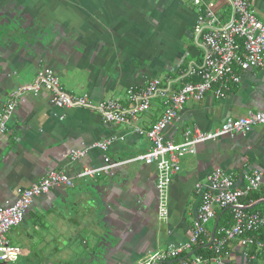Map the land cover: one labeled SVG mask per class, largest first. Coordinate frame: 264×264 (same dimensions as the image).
I'll use <instances>...</instances> for the list:
<instances>
[{
    "label": "crops",
    "instance_id": "1",
    "mask_svg": "<svg viewBox=\"0 0 264 264\" xmlns=\"http://www.w3.org/2000/svg\"><path fill=\"white\" fill-rule=\"evenodd\" d=\"M207 1L217 4L221 20L229 22L232 12L224 0ZM247 1L264 21V0ZM197 18L189 0H0V32L7 31L0 33V114L11 92L32 85L45 71L59 78L64 93L86 96L91 104V109H62L45 91L27 94L7 132L0 135V207L14 204L23 190L52 171L66 173L74 185L55 187L35 199L22 224L9 232L11 246L21 252L17 264H50L46 255L35 261L30 234L40 216L61 211L60 219L76 226L79 234L63 237L64 243L79 240L84 249L57 264H138L169 245L189 241L200 205L196 186L204 184L213 170L233 173L240 188L253 172L264 176V126L201 144L195 155L180 159L181 172L170 188L169 219L162 222L157 168L136 160L149 152L151 143L134 129L150 130L166 107L156 98L147 112L128 114V123L122 124L105 123L96 109L101 102L114 100L131 110L128 89L145 87L153 79L164 86L170 80L174 92L198 83L186 74L204 60L195 35ZM11 28L16 33L11 34ZM260 112L264 70L253 69L241 73V83L224 98L218 100L211 93L201 101H189L164 137L179 144L187 130L215 132L230 118ZM111 139L107 151L95 147ZM75 152L86 154L73 161ZM105 157L119 165L108 174L81 176L87 169L101 168ZM242 203L250 212L264 215L261 194ZM217 213L199 244L208 247L205 258L212 257V233L218 222L221 227L233 223L231 211ZM259 240L264 242L262 236ZM225 252L219 264H264L257 248L247 249L240 241L229 244Z\"/></svg>",
    "mask_w": 264,
    "mask_h": 264
},
{
    "label": "built area",
    "instance_id": "2",
    "mask_svg": "<svg viewBox=\"0 0 264 264\" xmlns=\"http://www.w3.org/2000/svg\"><path fill=\"white\" fill-rule=\"evenodd\" d=\"M198 11L195 26L196 39L203 49V65L190 68L187 76L195 77L198 83L186 84L178 92L171 91V81L163 85L160 79H153L145 87H131L127 91L129 102L133 108L126 111L114 100L101 102L97 111L107 124L128 123V114L135 116L147 112L152 101L160 99L166 111L150 130L134 129L144 135L151 143L148 153L136 160L143 161L157 168L156 191L158 195L159 220L169 219V196L173 179L181 172L180 159L185 155H195L198 146L216 141L222 137L235 138L247 135L256 126H264V112L251 114L240 119H228L215 132H202L199 129L187 130L182 143L166 141L165 131L180 118V112L191 101H201L207 94L213 93L218 100L224 98L232 87L241 83V73L253 69L264 70V21L257 18L252 5L247 0H224L230 7L232 15L229 22L224 23L217 11V4L207 0H189ZM185 74V75H186ZM45 91L51 103L58 108L91 109L86 96L72 97L61 90L59 78L52 72L39 73L36 81L11 92L0 114V135L8 130L19 101L27 94L39 95ZM113 140L98 144L95 147L107 151ZM86 152H75L73 161L85 156ZM119 164L105 157L101 168L87 169L82 177L108 174ZM243 187L236 186V177L224 169H215L205 183L196 186L200 196L198 213L194 220L191 236L185 244L169 245L166 249L151 254L138 264H219L226 247L234 241L248 248L255 247L264 256V242L259 237L264 232V215L252 213L242 203L255 193L264 197V176L255 171L247 176ZM73 187V181L64 172L52 171L36 184L21 192L14 204L0 207V264H16L21 252L12 247L8 234L24 221L35 199L47 195L55 187ZM229 210L233 223L229 227H220L217 236L211 241L212 257L188 253L208 236L207 226L217 219V210Z\"/></svg>",
    "mask_w": 264,
    "mask_h": 264
},
{
    "label": "rangeland",
    "instance_id": "3",
    "mask_svg": "<svg viewBox=\"0 0 264 264\" xmlns=\"http://www.w3.org/2000/svg\"><path fill=\"white\" fill-rule=\"evenodd\" d=\"M61 213H63L61 211ZM59 212H55L51 217H42L36 228H32L31 237H33L32 248L33 257L37 254L35 261L43 259L44 255L48 257L50 264H57L61 261H69L76 254L83 251L79 240L73 243H64V238L78 236V232L70 222L60 219ZM68 213V212H67ZM20 226V225H19ZM9 237V236H8ZM13 245V244H12ZM17 264V263H16Z\"/></svg>",
    "mask_w": 264,
    "mask_h": 264
},
{
    "label": "trees",
    "instance_id": "4",
    "mask_svg": "<svg viewBox=\"0 0 264 264\" xmlns=\"http://www.w3.org/2000/svg\"><path fill=\"white\" fill-rule=\"evenodd\" d=\"M221 211H228V210H226V209H223V210H221ZM218 219V218H217ZM216 219V220H217ZM221 227V222L219 221L218 222V228H217V230L216 231H218V229ZM216 236H217V232H216ZM261 236H262V238L264 239V233L263 234H261ZM208 240L210 241L211 240V238L209 239L208 238ZM208 247L207 246H202V247H200L199 245H197V246H195L194 248H193V251L190 253V256L191 255H200V254H203L202 256L203 257H207L208 255H204V253H205V249H207ZM210 255V254H209Z\"/></svg>",
    "mask_w": 264,
    "mask_h": 264
},
{
    "label": "water",
    "instance_id": "5",
    "mask_svg": "<svg viewBox=\"0 0 264 264\" xmlns=\"http://www.w3.org/2000/svg\"><path fill=\"white\" fill-rule=\"evenodd\" d=\"M1 28H2V27L0 26V29H1ZM5 32H7V31L0 32V33H1V34L4 33V34L6 35ZM10 33H11V34H14V33H16V30H13V29L11 28V29H10ZM10 33H7V36L10 37V35H11ZM216 230H217V225H216V227H215V229H214V231H213V233H212V240L215 238ZM1 264H6V263H1Z\"/></svg>",
    "mask_w": 264,
    "mask_h": 264
}]
</instances>
